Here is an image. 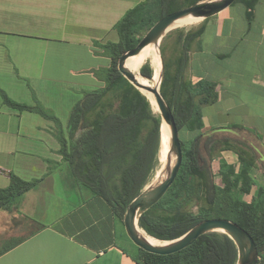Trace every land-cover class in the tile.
Returning <instances> with one entry per match:
<instances>
[{"label": "crops", "instance_id": "1", "mask_svg": "<svg viewBox=\"0 0 264 264\" xmlns=\"http://www.w3.org/2000/svg\"><path fill=\"white\" fill-rule=\"evenodd\" d=\"M142 1L0 0V187L9 185L10 174L39 180L15 206L0 210V264H141L123 218L104 198L69 178L51 119L12 108L3 93L26 104L38 100L43 87L103 86L96 72L110 64L104 45L118 41L114 25ZM259 22V31H247L243 14L229 6L211 17L210 31L190 58L193 82L207 76L218 94L204 107L202 131L241 139L255 154L249 172L255 185L240 194L246 201L264 186V16ZM223 53L232 57L220 59ZM216 61L229 64L233 75H215ZM221 112L238 121L222 120ZM222 162L239 167L234 151L214 156L210 167L218 185Z\"/></svg>", "mask_w": 264, "mask_h": 264}, {"label": "trees", "instance_id": "2", "mask_svg": "<svg viewBox=\"0 0 264 264\" xmlns=\"http://www.w3.org/2000/svg\"><path fill=\"white\" fill-rule=\"evenodd\" d=\"M199 1L144 0L128 9L114 25L118 41L104 45L110 64L101 73L96 72L103 86L84 90L70 110L66 129L59 128L58 153L68 164L69 178L104 198L121 218L132 200L149 185L159 166L162 120L150 100L119 72L118 59L124 51L134 48L161 17ZM234 6L243 14L247 31H259L263 25L259 18L264 16V0H235L230 7ZM210 20L211 17L206 18L190 29H176L163 38L160 92L178 128L182 161L172 185L139 217L138 224L149 236L171 241L202 220L227 218L248 231L259 252L257 264H264V186H259L249 201L240 198V194H249L255 185L249 175L255 166V154L241 139L215 138L202 131L204 107L215 103L218 94L209 77L202 76L195 82L190 78L192 52L200 49ZM230 56L223 53L218 57ZM204 69L209 71L206 64ZM212 70L215 75L223 72L233 75L232 67L219 61ZM139 72L152 81L151 62L143 63ZM3 98L14 109L36 111L60 125L58 118L40 107L14 102L4 93ZM224 150L237 153L239 167L222 162L218 185L210 163ZM38 181L10 174L9 185L0 187V210L15 206ZM237 258V246L227 234L208 232L168 255L139 248L137 260L141 264H236Z\"/></svg>", "mask_w": 264, "mask_h": 264}, {"label": "water", "instance_id": "3", "mask_svg": "<svg viewBox=\"0 0 264 264\" xmlns=\"http://www.w3.org/2000/svg\"><path fill=\"white\" fill-rule=\"evenodd\" d=\"M234 1L235 0H201L188 7L167 14L153 24V26L145 33L134 48L124 51L118 59L117 68L127 81L144 94L149 100L150 98L147 93L153 96L154 102L157 106L156 111L160 114L162 120L161 131L164 124H166L169 131V149L167 153L168 156L164 178L155 185L147 186L127 206L123 215V223L128 237L137 247L147 252L158 255L172 254L191 245L205 233L221 232L227 234L237 246L238 258L236 264H257L258 262L259 252L252 236L240 225L227 218H211L202 220L179 238L171 241H161L162 244L158 245L152 244L143 234H141L138 224L139 217L155 203H157L172 185L182 161L178 128L172 111L160 92V85L164 72V60L161 48L158 50L159 45L167 33L172 30V25L176 20L186 16H193L204 20L219 14L231 6ZM150 44L156 45L161 64L160 68H158L159 70L157 74L159 78L158 83H154L152 85L140 81L136 74L125 65L127 58L138 54L145 46ZM139 75L140 78L148 81V79L142 76L140 72ZM153 80L154 78L152 77V81ZM172 155L174 156L173 162L170 160Z\"/></svg>", "mask_w": 264, "mask_h": 264}, {"label": "rangeland", "instance_id": "4", "mask_svg": "<svg viewBox=\"0 0 264 264\" xmlns=\"http://www.w3.org/2000/svg\"><path fill=\"white\" fill-rule=\"evenodd\" d=\"M236 4L239 5V3H236ZM201 21H202V19H198L196 22L189 24V25L173 27L172 30H170L169 32H174L176 29H190V28L196 27L197 25L200 24ZM209 31H210V29L208 30V32ZM161 45H162V41L159 45L158 50H160ZM157 60H158L157 62L154 60H150V59L149 60L147 59L144 61V63L146 61L151 62V65L154 69V74L157 71V69L160 68V65H161L160 61H159V56H158ZM106 69L107 68H104V69H102V71H104ZM233 78H234V76L231 79H229V81H232ZM157 79H158V76H157ZM88 89H92V86H85L83 88H69L68 90L60 89L58 87H43L40 89L41 95H40V97L38 96V100L33 98L31 101L26 102V104L29 106L40 107L46 114H48L50 116H55L56 118H58L60 121V125L53 119L50 120L49 124L53 125L59 131V128H61V126L64 127V125H66V122H67L66 116H68L70 114V110L72 109V107L79 101V99L82 95V92L84 90H88ZM67 92H69V94ZM71 92H74L76 94L75 97L71 96V94H70ZM33 96H35V92H33ZM9 99L14 101L11 97ZM14 102H16V101H14ZM206 108L207 107H205V109ZM217 116L221 117L222 120H224V119L228 120V123L238 121V120H235V118H233L231 115L229 117L226 116V112H221V114L218 113ZM162 128L164 130V125L162 126ZM162 134H163V132H162ZM168 149H169V141L167 143V151L163 157H161V152H162V146H161V152H160V157H159V166H158L157 171H156L155 175L153 176V178H152V180L148 186L155 185L161 179L164 178L165 167H166L167 156H168V154H167ZM170 160H171V162H173V160H174L173 155L170 157ZM56 167L53 168V170H54V171L52 170L53 172H58V170H57L58 168H56ZM68 172H69V174L71 172L69 170V168H68Z\"/></svg>", "mask_w": 264, "mask_h": 264}, {"label": "bare ground", "instance_id": "5", "mask_svg": "<svg viewBox=\"0 0 264 264\" xmlns=\"http://www.w3.org/2000/svg\"><path fill=\"white\" fill-rule=\"evenodd\" d=\"M197 20H198V18H195L193 16L182 17L173 23L172 28L176 27V26L189 25V24L196 22ZM157 58H158V51H157L156 45L150 44V45L145 46L138 54L127 58L125 65L127 68H129L130 70H132L136 74V76L138 77V79L140 81H142L144 83L151 84V85L154 83L157 84L158 80H159V78L157 79V74H158L159 69H157V72L153 75L154 80L151 82L140 78V75L138 72L140 66L144 63L145 60L150 59V60H154L157 62L158 61ZM147 95L152 102L153 108L156 110L157 106L154 102L153 96L151 94H148V93H147ZM162 132H163V134H162ZM161 136H162L161 137L162 138V141H161L162 152L161 151L160 152H161V157H163L167 151V143L169 141V131H168L166 124H164V130L162 128ZM156 171H157V169H156ZM156 171H155V173H156ZM139 230H140L141 234H143L148 239V241H150L152 244H154V245L162 244L161 241L156 240V239L152 238L151 236H148V234H146L140 228H139Z\"/></svg>", "mask_w": 264, "mask_h": 264}]
</instances>
